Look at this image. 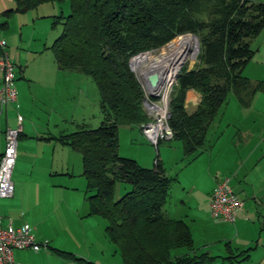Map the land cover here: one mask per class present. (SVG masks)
Listing matches in <instances>:
<instances>
[{"label":"trees","instance_id":"trees-1","mask_svg":"<svg viewBox=\"0 0 264 264\" xmlns=\"http://www.w3.org/2000/svg\"><path fill=\"white\" fill-rule=\"evenodd\" d=\"M63 3H68L69 13L51 17L52 27L61 26V32L49 50L58 70L77 72L96 85L102 120L95 129L83 124L78 131L38 140H54L79 153L89 216L105 221V235L116 247L121 264H213L216 257L195 247L188 224L165 212L176 179L166 175L157 159L153 168L146 169L134 159L118 155L119 126L140 127L148 121L145 92L131 71L130 60L158 50L178 36L197 37L199 53L194 67L179 71L169 106V126L174 133L170 141L181 143V160L189 164L207 148L209 129L230 94L242 106L257 92L264 94V82L253 83L243 75L255 53L250 41L264 30V3L15 0V8L4 15ZM190 89L201 95L192 113L185 108V94ZM117 182L128 184L130 191L114 201ZM225 245L230 254L222 258L225 264H240L249 257L251 249L233 250L229 242ZM178 250L184 253H176ZM59 254L85 262L71 253Z\"/></svg>","mask_w":264,"mask_h":264},{"label":"crops","instance_id":"crops-1","mask_svg":"<svg viewBox=\"0 0 264 264\" xmlns=\"http://www.w3.org/2000/svg\"><path fill=\"white\" fill-rule=\"evenodd\" d=\"M14 8L15 0H0V39H4L6 42V50L11 62L15 67H20L18 65H21V54L13 52L9 47L10 43L14 47L11 23L18 14L4 15V12ZM23 25V23L19 24L21 27ZM13 32L15 33L14 29ZM20 40H22L21 33ZM251 63L250 61L245 66L243 75L253 83L264 82L263 76L256 73L255 69H250ZM255 68L259 70L260 67L256 66ZM234 98L233 103L230 101L219 121L213 125L214 127L211 125L210 129L213 128V132L207 148L191 163L185 164L180 160L183 157L182 146L180 147L181 151L178 147H172L173 144L157 146L158 163L163 167L167 176L176 179L171 187L165 212L171 219L186 222L191 230L189 223H193L197 218L194 207L195 198L199 200L202 209L209 213V197L216 182L223 178H229L230 186L237 198L243 202V207L238 211L233 223L212 219L216 221L212 222V226L219 231V240H228L233 250L249 248L251 257H264V94L257 92L247 106H242L235 95ZM200 101L199 93L192 89L186 91L185 108L188 113H192ZM223 122L226 124L222 127ZM23 123L24 121H22V132L18 139H22V142L17 146L14 168L16 169L18 164L23 163V153L26 154L25 150H28V144L33 142L36 156H38L37 145L41 143L46 146L45 151L41 153L45 158V160L42 159V165L45 162L49 168L48 162L51 159L52 163H56V166L51 174L50 168L48 169L50 177L61 179L55 185H49V189L46 187V191L42 188L31 196L17 187L21 181L17 176L16 186L14 187L12 183L13 196L8 199H0V219L3 224L6 225L9 221L14 227L29 224L33 228L36 241L40 244V249L37 252L30 249L14 251V264H86V262L100 264L99 258L90 254L92 250L85 237L86 233L81 232V226H76L75 229L71 228L76 224L80 225L91 220L84 196L85 181L81 176L82 167L79 153L71 151L69 147L62 146L54 140H38L37 137L40 136L33 135L37 128L24 127ZM13 126L14 123L8 125V122L4 128L0 126V143L1 141L5 143L4 133L7 128H13ZM125 128L128 131L137 128L139 135L136 137L141 136L146 140L141 134L140 127L127 126ZM159 146L164 147L161 149ZM3 150L0 148V153ZM173 153L175 158L170 161ZM32 156L34 157V155ZM138 157H134V159L137 161L142 159L141 156ZM199 162L207 163L208 168L199 172ZM214 163L216 165L212 172ZM176 164H181L182 167L175 171V176H171L170 172ZM190 218L191 222L188 223L186 220ZM105 237L104 232L103 247ZM202 247L197 246L200 251L204 252L201 250ZM217 247L221 249L220 245ZM60 251L71 253L85 262L66 258L59 254Z\"/></svg>","mask_w":264,"mask_h":264},{"label":"rangeland","instance_id":"rangeland-1","mask_svg":"<svg viewBox=\"0 0 264 264\" xmlns=\"http://www.w3.org/2000/svg\"><path fill=\"white\" fill-rule=\"evenodd\" d=\"M253 1L256 3H264V0ZM61 12L65 15L69 13L68 3L44 4L37 7L34 11L18 14L13 18L11 26L12 33L14 34V36H12L14 47H12V43L9 44V47L13 52L21 54L22 61L21 65H18L20 67H15L14 71L16 79L13 86L18 93V98L16 103L7 106L0 116V126L3 128L6 122H8V125H13L14 123L16 128L17 112L21 114L18 113L24 121L23 126H33L37 128L33 135L38 134L40 137L69 134L80 130L83 124L93 129L99 127L102 116L99 106L100 98L96 85L91 79L77 72L58 70L53 53L49 50V47L61 32V26L52 27L53 19L51 17L58 16ZM33 19L35 20L33 21ZM22 23L24 25L22 27L19 26V24ZM20 33L22 40H20ZM187 35L191 36L194 42V58L192 59L182 55V58L179 61L177 60L178 62H164L161 66L163 72L167 70L170 65L175 67L176 63L179 64L176 66L179 70L183 67L187 69H192L194 67L199 53L197 52L198 43L191 34ZM179 37L182 36L176 37L158 50L140 55L137 63L138 66L132 63V72L139 81H142L141 77L143 72L145 74L146 69L151 66L152 61L153 63H155L156 60H159V62L162 61V55H166L164 52L166 46L173 43ZM250 46L255 52L251 59L252 63L250 64V69H255L256 73L264 77V30L250 41ZM256 66L260 67L259 70L255 68ZM178 71H176V73ZM234 99V95L230 94L227 104L223 107L213 125L219 121L230 101L232 102ZM225 124L226 123L223 122L222 127L225 126ZM213 125L212 127H214ZM125 127L127 126H119L118 128V155L128 159H134V157L139 158L138 156H141V160H134L143 168H153L155 160L159 157L158 147L152 146L143 135L142 136L146 140L141 136L136 137V135H139L137 128L128 131ZM212 132L213 128L209 130L207 144L211 140ZM20 142H22V139L18 140V144H20ZM32 143L33 142L28 144V150H25L26 154L23 153V163L18 164L16 169L14 168V175H12L14 187L16 186V178L18 176L21 181L17 187H20L25 194L27 192L31 196L42 188L46 191V187L49 189L50 186L55 185L59 182V179H61L50 177L51 172L56 166V163H52L51 159L50 162H48V165H50V174L48 172L49 168L45 162L42 165L44 155L42 156L41 153L46 149L45 144L40 143L37 145L39 155L36 156V148ZM163 144H173L172 147H178L181 151V145L178 141L161 142L159 145ZM42 145H44V148H42ZM4 147V141H1L0 148L4 149ZM163 147L164 146H159L161 149H163ZM71 151L73 150L71 149ZM32 155H34V157ZM77 155L78 154H76V156ZM171 156L170 161H173L175 154L173 153ZM215 165L216 163H214L212 167V172L215 169ZM198 166L199 172H203L208 168V164L205 162H199ZM181 167V164H176L171 170L170 175L175 176V171ZM128 191H130V186L128 184L123 182L115 183L113 194L114 201L119 200ZM194 207L197 218H195L193 223H189L192 217L186 221L191 226L195 247L203 246L201 250L216 257L213 264H225L227 261L224 263L222 258L230 255L225 249V244L229 241L226 239L223 241L219 240V231L212 226V222L216 221L212 220L213 218L210 217L207 210L202 209L197 198L194 200ZM90 218V222H84L80 225L76 224L71 228L75 229L76 226H81V232L86 233L85 237L90 244L89 247L93 251H91L90 254L99 258L100 264H121V258L116 247L108 241L107 237L104 238L103 247L105 221L97 216H91ZM217 245H220L221 249H219ZM176 253H184V250H178ZM240 264H264V257L253 258L249 253V257Z\"/></svg>","mask_w":264,"mask_h":264},{"label":"built area","instance_id":"built-area-1","mask_svg":"<svg viewBox=\"0 0 264 264\" xmlns=\"http://www.w3.org/2000/svg\"><path fill=\"white\" fill-rule=\"evenodd\" d=\"M6 49L5 40L0 39V116L6 106L14 104L17 100V92L13 86L15 65L9 59ZM179 71L169 80L161 76V85L151 93L146 88L143 75L142 81H139L145 92L143 107L148 118V121L140 126V130L152 146L157 147L159 143L170 141L173 138L174 133L169 126V106L171 92L176 84ZM22 121V117L18 114L16 116V128H7L4 133L5 147L0 154V199H8L13 196L14 188L11 176L17 157L18 137L22 132ZM242 207L243 202L237 198L231 188L229 178L219 180L209 197L210 217L226 223H233ZM26 249L34 252L40 249V244L33 234L32 226L23 224L14 227L10 221L4 225L0 219V264H14V251Z\"/></svg>","mask_w":264,"mask_h":264},{"label":"bare ground","instance_id":"bare-ground-1","mask_svg":"<svg viewBox=\"0 0 264 264\" xmlns=\"http://www.w3.org/2000/svg\"><path fill=\"white\" fill-rule=\"evenodd\" d=\"M166 55H162L161 57V60L159 62V60L155 63H153L152 61V64L151 66H149L147 69H146V72L144 74L143 72V75L145 76L146 73L150 72V71H156V72H159L161 76H163V78L169 80L171 79L172 77H174L176 71H178L179 69L176 67L178 66L179 64L176 63L175 67H173L172 65H170V67L165 70L164 72L162 71V65L164 64V62H175V61H179L181 58H182V55L183 56H188L190 58H194V42H193V39L191 36H188V35H185V36H182V37H179L177 38V40H175L173 43H171L170 45L166 46V50L164 51ZM198 52V50H197ZM139 57H136L132 62L135 66H138V60H139ZM144 57V56H143ZM186 58V57H185ZM167 60V61H166ZM188 60V58H187ZM190 60V59H189ZM143 61V60H142ZM150 61V60H149ZM177 61V62H178ZM159 62V63H158ZM187 62V61H186ZM182 63V62H181ZM132 64V66H133ZM172 64V63H171ZM140 65V64H139ZM148 65V64H147ZM158 69V70H157Z\"/></svg>","mask_w":264,"mask_h":264},{"label":"water","instance_id":"water-1","mask_svg":"<svg viewBox=\"0 0 264 264\" xmlns=\"http://www.w3.org/2000/svg\"><path fill=\"white\" fill-rule=\"evenodd\" d=\"M196 40H197V37L195 35H192ZM170 43V42H169ZM197 43H198V40H197ZM168 44V43H167ZM166 44V45H167ZM165 46V45H164ZM163 46V47H164ZM152 52V51H151ZM198 52H199V43H198ZM145 53H150V52H145ZM135 57H133L131 60H130V68H131V71L132 70V67H131V61L134 59ZM177 79V77H176ZM143 81L146 85V88L149 90V92H153L154 90H156L160 85H161V82H162V77L160 75L159 72H156V71H150L148 73H146V75L144 76L143 75Z\"/></svg>","mask_w":264,"mask_h":264}]
</instances>
